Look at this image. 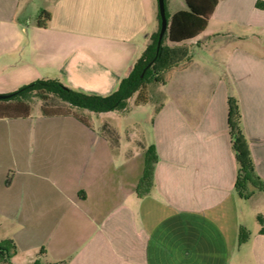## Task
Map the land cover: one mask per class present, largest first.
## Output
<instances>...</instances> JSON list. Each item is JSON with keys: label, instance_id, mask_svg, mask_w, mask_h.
<instances>
[{"label": "crops", "instance_id": "obj_1", "mask_svg": "<svg viewBox=\"0 0 264 264\" xmlns=\"http://www.w3.org/2000/svg\"><path fill=\"white\" fill-rule=\"evenodd\" d=\"M157 2L0 0V94L39 79L112 93L157 31ZM183 2L170 0L171 16ZM214 19L228 31L210 36L221 41L207 56L217 64L194 59L200 36L179 45L190 59L162 85L148 143L141 127L113 146L107 122L95 129L82 115L0 119V236L15 243L14 264H264V192L237 194L228 121L232 96L264 181V0H218L208 28ZM151 146L152 186L138 191Z\"/></svg>", "mask_w": 264, "mask_h": 264}, {"label": "trees", "instance_id": "obj_2", "mask_svg": "<svg viewBox=\"0 0 264 264\" xmlns=\"http://www.w3.org/2000/svg\"><path fill=\"white\" fill-rule=\"evenodd\" d=\"M165 3L168 28L161 43L159 44L161 16L158 6L157 31L150 35L146 49L112 93L98 95L74 89L57 79H39L11 93L10 98L0 100V119L29 117L37 100L41 102L42 114L46 117L72 116L83 121L80 111L98 115L110 112L125 114L133 105L148 104L151 100L146 94L147 86L152 83L164 85L167 76L182 62L190 59L189 49L179 45L199 37L207 30L218 0H185L188 10L179 11L173 16L168 12L166 0ZM42 14L37 20V25L45 28L51 20V15L45 11ZM169 43L177 47L171 48ZM228 121L233 151L238 163L235 189L240 198L249 200L256 191L264 192V181L257 175L242 128L239 103L232 96L229 98ZM102 134L113 146L119 145L120 136L108 123L103 125ZM157 162L155 146H151L147 151L145 171L138 191L152 186ZM259 221L263 226L261 234H264V219L259 216ZM249 238L250 232L241 228L239 244L246 243ZM16 255L17 247L12 240L0 243V264H14L12 259ZM33 264L47 263L38 259Z\"/></svg>", "mask_w": 264, "mask_h": 264}, {"label": "rangeland", "instance_id": "obj_3", "mask_svg": "<svg viewBox=\"0 0 264 264\" xmlns=\"http://www.w3.org/2000/svg\"><path fill=\"white\" fill-rule=\"evenodd\" d=\"M155 3L158 0H154ZM167 1V8H168V12L169 14L171 13L172 7H170V0H166ZM41 0H32V4H31V8L32 9H37V7H39ZM158 3V2H157ZM183 0H175V5L176 6H182L183 5ZM156 5V4H155ZM156 7V13L158 11V6ZM158 14V13H157ZM157 27H158V22H157ZM227 28L225 25L221 24V21L218 19H214L211 22V25L209 26V28L205 31L206 33H203L202 35H200L199 40L204 41L205 42V46H204V50H198L199 47L198 45L194 46L193 48V53L194 51H196V57H194V59L199 60V61H203V62H207L208 64H213L216 65L217 61H215V57H207L209 56L211 53H214V47H216L215 43H220V39L218 38H214L210 37L212 35H215L217 32H228L226 31ZM229 30V29H227ZM233 32L235 33H239V31L234 30ZM210 37V38H208ZM207 41V42H206ZM220 41V42H218ZM190 47V46H189ZM209 48V49H208ZM211 64V65H212ZM163 87L162 85L156 84V83H152L149 84L147 86L146 89V94L148 95V98L151 100L150 102H148V104H143V105H139V106H132L131 109L129 110V112L125 113V114H118V113H114V112H110V113H102V114H94L89 112V115H86L83 112H79L82 116H84L85 118L90 119L91 125L93 128L98 129L100 128L101 124H103L104 122H107L108 124H110L113 128H115L117 130V132L120 135V140L123 141L122 143L123 145V149H125V145L128 146V142H125V138L127 136V134H129L131 132L132 129H140L141 127L143 128L142 130V134H138L137 131L134 132L135 135H138V139L142 140L143 138H145V142L147 141V143L149 142V136L152 134V119L156 116V112L157 109L159 108V106H161V103H164V101L167 100L165 94L162 93ZM11 94V93H10ZM41 110V102L39 100H37L34 104H33V115H36L39 111ZM140 121L142 126H134L136 121ZM143 135V136H142ZM125 147V148H124ZM130 148H132L135 151H140L139 148H137V146L135 144H133L132 146H130ZM137 148V149H136ZM244 212L247 218V223L248 224H253L254 217L250 216V213L248 210L249 206L244 205ZM252 218V220H251ZM252 222H251V221ZM1 236H0V243L1 241ZM20 260V259H19ZM16 262H20L18 260H16Z\"/></svg>", "mask_w": 264, "mask_h": 264}, {"label": "water", "instance_id": "obj_4", "mask_svg": "<svg viewBox=\"0 0 264 264\" xmlns=\"http://www.w3.org/2000/svg\"><path fill=\"white\" fill-rule=\"evenodd\" d=\"M158 6H159V13L161 16V30H160V36H159V44L161 43L167 28H168V20H167V15H166V3L165 0H158ZM11 95L7 94V95H3L0 94V100H6L8 98H10Z\"/></svg>", "mask_w": 264, "mask_h": 264}]
</instances>
